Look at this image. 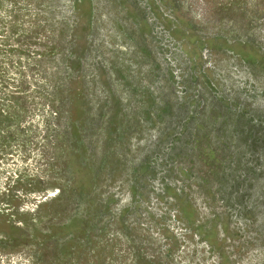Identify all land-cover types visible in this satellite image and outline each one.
I'll list each match as a JSON object with an SVG mask.
<instances>
[{
  "label": "rangeland",
  "instance_id": "1",
  "mask_svg": "<svg viewBox=\"0 0 264 264\" xmlns=\"http://www.w3.org/2000/svg\"><path fill=\"white\" fill-rule=\"evenodd\" d=\"M0 264H264V0H0Z\"/></svg>",
  "mask_w": 264,
  "mask_h": 264
}]
</instances>
